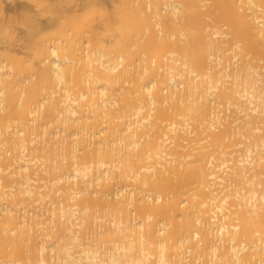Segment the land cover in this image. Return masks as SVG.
<instances>
[{
  "label": "bare ground",
  "instance_id": "bare-ground-1",
  "mask_svg": "<svg viewBox=\"0 0 264 264\" xmlns=\"http://www.w3.org/2000/svg\"><path fill=\"white\" fill-rule=\"evenodd\" d=\"M108 3L0 0V264H264V0Z\"/></svg>",
  "mask_w": 264,
  "mask_h": 264
},
{
  "label": "rangeland",
  "instance_id": "rangeland-1",
  "mask_svg": "<svg viewBox=\"0 0 264 264\" xmlns=\"http://www.w3.org/2000/svg\"><path fill=\"white\" fill-rule=\"evenodd\" d=\"M82 1H84V3L87 2L90 3L95 1L98 3L105 2L109 5L108 3L109 0H82ZM34 2H36L37 5ZM74 2L79 3V0L78 1L77 0H12V1L3 0V5L6 10V21H8L10 26H12L15 29V32L18 34V36H20L22 34V29H23L22 28L23 26L20 22L25 17L24 15L33 14L34 18L38 22L43 24L50 20L51 13H49L50 12L49 10L51 9L49 8H52L53 11H56L54 13L60 12L63 13L64 15H69L75 12L76 10L75 8L79 9L83 5L80 3L78 6H76L77 4L75 5ZM39 6L40 7L42 6L45 9L44 14L42 15L40 14V12L43 11V8L38 9ZM17 48H19L18 45Z\"/></svg>",
  "mask_w": 264,
  "mask_h": 264
}]
</instances>
